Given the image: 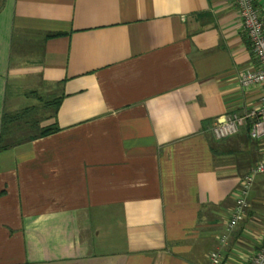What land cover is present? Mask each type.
<instances>
[{
	"label": "crops",
	"instance_id": "obj_1",
	"mask_svg": "<svg viewBox=\"0 0 264 264\" xmlns=\"http://www.w3.org/2000/svg\"><path fill=\"white\" fill-rule=\"evenodd\" d=\"M3 5L0 121L9 87L28 76L62 98L59 131L0 151V264H210L212 252L249 264L264 237V175L243 220L228 221L264 138L249 136L250 119L224 139L211 132L264 97V84L239 83L257 61L235 3Z\"/></svg>",
	"mask_w": 264,
	"mask_h": 264
},
{
	"label": "built area",
	"instance_id": "obj_2",
	"mask_svg": "<svg viewBox=\"0 0 264 264\" xmlns=\"http://www.w3.org/2000/svg\"><path fill=\"white\" fill-rule=\"evenodd\" d=\"M240 14L242 26L246 31L251 43L252 52L257 61V68L246 71L239 77L242 87H249L255 84H264V9L258 10L254 0H232ZM247 119H250L248 134L253 139L264 138V97L259 100V108L239 116L231 114L224 117L223 121L216 122L211 129L216 139H224L235 135L245 126ZM256 175H264V161L257 163L250 172L243 177L238 191L235 195V207L228 221V228L232 229L244 218L246 200ZM210 264H220V255L212 252L209 255ZM249 264H264V237L260 249L252 257Z\"/></svg>",
	"mask_w": 264,
	"mask_h": 264
},
{
	"label": "trees",
	"instance_id": "obj_3",
	"mask_svg": "<svg viewBox=\"0 0 264 264\" xmlns=\"http://www.w3.org/2000/svg\"><path fill=\"white\" fill-rule=\"evenodd\" d=\"M3 4L4 0H0V11ZM27 97H36L41 101L43 114L40 117L34 115V112L39 110L36 106L24 107L12 112L3 107L0 121V151L59 131L56 113L62 97H40L35 91L29 92ZM52 119V123L44 125V122Z\"/></svg>",
	"mask_w": 264,
	"mask_h": 264
},
{
	"label": "rangeland",
	"instance_id": "obj_4",
	"mask_svg": "<svg viewBox=\"0 0 264 264\" xmlns=\"http://www.w3.org/2000/svg\"><path fill=\"white\" fill-rule=\"evenodd\" d=\"M23 77H26V75H21L20 78H23ZM33 77H34V75H31V76H28L24 80H21V81L19 80V81L15 82L17 84L15 86L13 84H11V86L9 87V90H8V94H7V100H8V103H11V106L7 104L6 109H8L9 111L12 112V111L20 110L24 107L36 106L39 108V110L37 112L35 111L34 115L37 117L42 116L44 110L42 109L43 104L41 103V101L36 97H28L27 98V94L29 92H32V91L37 92V94L40 97H46L47 96L46 95L47 93L44 90L39 89V87H37L34 84Z\"/></svg>",
	"mask_w": 264,
	"mask_h": 264
}]
</instances>
